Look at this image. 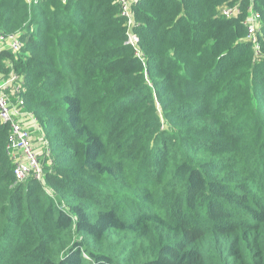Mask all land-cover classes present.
<instances>
[{"label":"trees","instance_id":"16d2710c","mask_svg":"<svg viewBox=\"0 0 264 264\" xmlns=\"http://www.w3.org/2000/svg\"><path fill=\"white\" fill-rule=\"evenodd\" d=\"M233 1L137 0L142 63L115 0H0L53 193L0 123V264H264V0L257 60Z\"/></svg>","mask_w":264,"mask_h":264},{"label":"built area","instance_id":"2783aa9c","mask_svg":"<svg viewBox=\"0 0 264 264\" xmlns=\"http://www.w3.org/2000/svg\"><path fill=\"white\" fill-rule=\"evenodd\" d=\"M137 0H115L120 9V15L125 20L126 45H129L136 57L143 63V55L138 46V37L134 33L135 20L133 6ZM256 0H234L229 4L218 7V15L225 19H238L243 16L242 24L246 35L244 40L252 47L254 57H263L259 34L261 32V14L254 10ZM22 43L17 34L5 35L0 33V53H18ZM25 76L12 73L5 85L0 84V123L8 128L6 151L13 164L14 181L24 183L28 179L44 183V170L41 159L36 152L31 131L25 126V121H34L32 114L26 110L25 100L21 96L25 88ZM46 157L52 167L50 150L44 145Z\"/></svg>","mask_w":264,"mask_h":264},{"label":"rangeland","instance_id":"374dc122","mask_svg":"<svg viewBox=\"0 0 264 264\" xmlns=\"http://www.w3.org/2000/svg\"><path fill=\"white\" fill-rule=\"evenodd\" d=\"M3 54H7V57L4 59L0 58V75H2L3 80L8 81L10 78V75L12 73H18L16 68H15L14 63L17 62L18 60L22 61L24 53L21 51L18 53L7 52V53H3ZM0 84H5V83H1V81H0ZM31 95H36L39 98H45V95H44V93L38 91L37 89L33 90V88L30 89L28 87H25L21 93V96L24 98L25 103H26V110L32 114L33 119H34V121L31 122L33 125V128L30 131H31V134H32L33 139H34V144H38V146H35L36 152L38 153V155L41 159L44 174L46 175L50 172L49 169H52V168L48 163V159L46 157V150L44 148V145H47L48 149H49V142H48V139L43 132V127H42V125H40V123L45 125L47 122H46V120L42 119V121H40V119H39V118H43L44 113L42 111H38V113L35 116V113L29 109V105L27 104V100L31 97ZM50 107H51V112H52L53 116L58 117L59 116L58 104L56 102H52ZM41 187L48 194H50V196L53 197L52 191L49 188H47L46 184H45V186L41 185Z\"/></svg>","mask_w":264,"mask_h":264},{"label":"crops","instance_id":"0c3cea01","mask_svg":"<svg viewBox=\"0 0 264 264\" xmlns=\"http://www.w3.org/2000/svg\"><path fill=\"white\" fill-rule=\"evenodd\" d=\"M0 81H1V83H5V84H6V82H7V81H5V80L2 79V75H0ZM5 84H2V85L4 86V88H5L6 90H9L8 86L5 85ZM25 126H26L29 130H31V129L33 128L32 123H31L28 119L25 121ZM35 146H38V144H35Z\"/></svg>","mask_w":264,"mask_h":264},{"label":"clouds","instance_id":"9594fccd","mask_svg":"<svg viewBox=\"0 0 264 264\" xmlns=\"http://www.w3.org/2000/svg\"><path fill=\"white\" fill-rule=\"evenodd\" d=\"M4 53H7V52H4ZM1 54V53H0Z\"/></svg>","mask_w":264,"mask_h":264}]
</instances>
